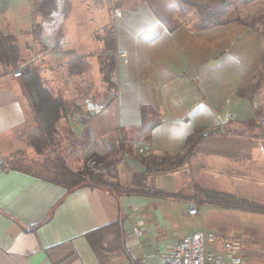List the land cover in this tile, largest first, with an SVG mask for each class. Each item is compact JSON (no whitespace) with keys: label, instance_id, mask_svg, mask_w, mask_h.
<instances>
[{"label":"crops","instance_id":"0c3cea01","mask_svg":"<svg viewBox=\"0 0 264 264\" xmlns=\"http://www.w3.org/2000/svg\"><path fill=\"white\" fill-rule=\"evenodd\" d=\"M114 2L115 18L106 0L69 8L49 35L35 7L29 23L19 28L18 21L11 31L18 67L0 65V264H165L173 243L197 229L187 226L199 215L225 237L242 238L248 264H263L255 255L264 245V211L257 209L264 208V112L254 95L237 91L251 88L264 39L232 15L245 2ZM108 27L115 71L110 98L97 58ZM24 67L66 106L56 123L68 152L58 158L60 167L80 171L90 166L89 155L105 156L118 184L131 190L67 191L54 178L5 164L7 155L29 148L26 135L38 126L15 76ZM211 128L219 133V171L212 182L204 177L207 197L194 203V186L176 154L195 130L203 137ZM145 143L150 152L139 153ZM148 156L166 158L167 166L152 169ZM118 220L124 231L118 245L94 252L86 234Z\"/></svg>","mask_w":264,"mask_h":264},{"label":"rangeland","instance_id":"374dc122","mask_svg":"<svg viewBox=\"0 0 264 264\" xmlns=\"http://www.w3.org/2000/svg\"><path fill=\"white\" fill-rule=\"evenodd\" d=\"M56 1V0H55ZM107 4L109 6V9L111 11L110 3H114V0H106ZM111 1V2H110ZM42 0H0V32L2 34H10L16 43L15 36L12 35L11 31L12 29H18V21H23L20 27L26 26L27 22L29 23L30 16L27 18V14L30 13V15L33 14L34 8L36 7L37 10L40 7ZM113 4V5H114ZM74 6H82V9L85 8L87 5V0H63L62 10H63V19L61 23L58 25L57 29L61 26V24L65 20V11H67L69 8H73ZM115 6V5H114ZM263 1L262 0H252L248 1L247 3L243 4V11L240 14V12H236L235 14H232L237 17H241L242 20L248 21L253 23L255 19H258L260 16L263 15ZM55 9V2L54 7ZM24 15V17H22ZM33 16V15H32ZM112 16V15H111ZM48 17V16H47ZM47 17H44L42 20H40V23L38 25L42 24V21L45 19H48ZM114 20V19H113ZM36 23L33 24L35 26ZM37 25V24H36ZM256 27H258V30H261L262 26L259 25V21H255ZM24 28H22L23 30ZM54 32V31H53ZM52 32V33H53ZM46 35H49L46 31H44ZM56 34V33H55ZM103 39H101V43L104 46L102 49V53L97 55V58H99L102 69L104 71V82L103 84L107 88V97H111L114 87V82L111 79L112 71H113V64H112V57H111V45H112V39H111V33L110 28H106L104 30V33L102 35ZM46 39H50V37L45 36ZM54 43H50L52 46ZM84 69L86 67H89L88 63H82ZM254 98L258 102L257 105L261 110L264 112V83H261V86L259 89L256 90L254 93ZM218 129L211 128L209 131L211 133L206 134L202 138L199 137V139L195 142V144L192 145L191 149H189L187 152L184 153L182 159H181V168L185 170V174L187 176L188 182L194 186L193 191L190 190L189 194L192 192V197L194 203H200L203 201V199H206L208 192L203 190V179L204 177H207L208 182H212L211 178L216 176L218 174V165L220 163V156L219 153V136H218ZM30 131L26 135L27 143L29 145L28 149H22L19 150L18 156L15 154L7 155L4 159V162L7 166L12 167H21L23 169H26L28 171L35 172L41 176L47 177V178H56V176L60 173L61 167L60 163H58V158L64 156L68 152H66L64 148H66L65 141L63 142V136L57 131V135L55 136V140L46 146H40L39 149H37L35 146L32 145L30 140ZM200 141V142H198ZM71 155L74 157L73 153ZM63 161V160H62ZM90 163V162H89ZM217 163V168L215 167V164ZM215 167V168H214ZM205 173V174H204ZM210 173V175H208ZM116 173L113 168L110 169V171L107 173V175H104V180L108 183L107 187L116 190L119 192L129 191L132 189V187H121L118 184L117 179H115ZM206 175V176H205ZM227 202H234L235 199H229L225 198ZM246 204L250 205V200L246 199ZM196 207V206H195ZM257 208V207H255ZM260 211H264V208L262 210L260 208H257ZM201 215H204V209L202 208ZM191 223L188 224L187 227L192 228L193 226L199 228H206V229H212L209 228L206 224H203L200 219V215L196 217H192ZM231 221H234L232 218ZM217 226V225H216ZM261 230L264 229V224L261 225ZM195 229V230H197ZM194 230V231H195ZM214 230L217 234L223 235L222 230H219L218 226ZM193 232V231H192ZM229 232V231H228ZM225 233V231H224ZM114 238V235L112 234V229L108 231V235L106 236V239L104 240V243H102V246L99 248L98 253L101 255H104L106 253V250H108V247H111V245H118L117 238L113 240V244L110 245V240ZM259 249V248H258ZM262 249V248H261ZM260 250V249H259ZM248 255V252H246ZM251 257V255H250ZM257 260V263L261 262L264 264V245L263 250L258 251L255 255Z\"/></svg>","mask_w":264,"mask_h":264},{"label":"trees","instance_id":"16d2710c","mask_svg":"<svg viewBox=\"0 0 264 264\" xmlns=\"http://www.w3.org/2000/svg\"><path fill=\"white\" fill-rule=\"evenodd\" d=\"M248 1L252 0H243L245 3ZM262 1L263 15L258 19H255L253 23L248 22L247 24L254 28L264 39V0ZM40 3L41 5L39 7V11L42 13L43 17H47L54 7V0H42ZM255 21H259V25L262 26L261 30H258V27L255 25ZM16 47L17 46L14 44V38L10 34H2L0 32V65L6 68L11 67L10 69H17L19 56ZM19 74L23 92L28 96L31 105L35 110V119L38 124L37 127L30 131L29 138L32 145L39 149L42 145L46 146L52 143L55 140V136H58L56 123L61 116V113L66 110V106L60 97L52 95L49 90L43 86L39 76L34 70L24 67L20 69ZM261 83H264V54L260 68L255 75L251 88L248 90H238L237 93L241 96L252 97L256 90L260 88ZM199 131L200 130H195V132L186 137L184 148L176 154L177 158L181 160L184 153L191 149L192 145L195 144L199 137H202ZM148 157H150L148 159L149 163L153 165L152 169L156 171L163 170L165 169L164 167L167 166L165 162L166 158L162 156ZM106 160L105 156L97 154L89 155L88 161L93 162L92 166L85 167L80 171H72L69 168L62 166L61 171L56 176L55 180L58 184L66 188L67 191L83 186L94 185L107 187L110 182L105 181L103 178L104 175H107L110 171L113 164H107ZM110 190L116 194L120 193L116 190ZM111 229L112 234L114 235V238L109 241L111 245L113 244V240L115 238L119 241L124 234L123 227L119 220L113 224L103 226L86 234L94 252H98L108 235V231Z\"/></svg>","mask_w":264,"mask_h":264},{"label":"built area","instance_id":"2783aa9c","mask_svg":"<svg viewBox=\"0 0 264 264\" xmlns=\"http://www.w3.org/2000/svg\"><path fill=\"white\" fill-rule=\"evenodd\" d=\"M54 2L55 9H52L48 19L43 20L41 24L43 31L49 34L56 30L63 19V0H54ZM110 7L112 18H115L118 15V8L113 3H110ZM15 76H19V72H16ZM114 77L115 71L113 70L111 76L113 82ZM93 108L99 109L98 106ZM261 123L264 124V118ZM137 150L139 153L146 154L150 152V146L145 143ZM124 157L123 154L121 159L123 163H125ZM92 164L93 162L89 163L90 166ZM197 212L195 206L188 209L191 215ZM165 264H248V255L243 248L242 238L221 236L212 229L202 227L175 241Z\"/></svg>","mask_w":264,"mask_h":264}]
</instances>
